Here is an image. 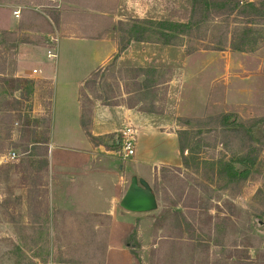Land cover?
<instances>
[{"label":"rangeland","instance_id":"obj_1","mask_svg":"<svg viewBox=\"0 0 264 264\" xmlns=\"http://www.w3.org/2000/svg\"><path fill=\"white\" fill-rule=\"evenodd\" d=\"M161 5V23L191 21V0H161ZM257 9L250 6L248 16H259L261 8ZM233 15L239 14L212 16L197 27L190 26L186 32L177 34L171 40V44L178 46L174 54L148 46L145 50L148 60H144L143 68L130 66L127 53L120 60L116 54L85 83L81 100L86 106L90 105L89 94L110 104L124 101L142 111H154L156 114L150 116L157 117L166 129L187 132L182 140L190 150L189 168L182 164L162 166L149 183L158 207L139 214L123 239L130 254L127 264H264V82L250 83L256 90L246 89L241 96L233 95V83L224 81L212 82L210 91L204 88L202 91L210 83L202 82L200 69L192 72L185 59L200 49L218 48V40L227 33L233 37L236 29L243 28L240 24L232 25L237 20ZM158 29L149 27L144 33L146 41L168 44L153 33ZM16 38L0 35V264L102 260L95 255L104 254L106 233L93 234L89 225L92 220L71 216L76 211L58 217L56 211L48 209L46 187L40 176L47 168L50 84L32 78L37 75L32 70L30 78L15 75L17 47L23 41V37L20 42ZM136 73L143 75L139 80H145L138 92L132 83ZM15 78L33 82L22 80L20 88L13 90L8 80ZM168 79L170 82L165 84ZM185 94L188 96L184 101ZM223 113H227L228 121L220 126ZM254 124L249 135L247 130ZM62 128L56 120L54 143L69 141L70 131L64 133ZM110 138L113 139L103 137L104 143L111 145ZM114 138L121 142L120 134ZM251 147L255 151L250 154L257 155L259 166L253 168L246 180H210L212 173L204 163L239 157L249 153ZM10 152H15L16 157L6 161L5 156ZM132 158L129 156L116 165L123 163L128 181L132 176L128 175L133 168ZM192 162L198 165V172ZM141 172L148 178L150 167L142 166ZM74 194L70 190L71 198ZM58 222L70 224L58 225Z\"/></svg>","mask_w":264,"mask_h":264},{"label":"crops","instance_id":"obj_2","mask_svg":"<svg viewBox=\"0 0 264 264\" xmlns=\"http://www.w3.org/2000/svg\"><path fill=\"white\" fill-rule=\"evenodd\" d=\"M240 1L254 10L259 7L262 12L260 10L259 16L233 15L237 20L232 21V25L243 26L236 29L233 37L227 33L218 40V48L200 49L185 57L191 71L200 69L201 81L210 83L204 85L202 91L203 88L210 91L212 82L224 81L233 83V95L241 96L246 89L249 92L256 90L250 83L264 82V5L262 0ZM14 11H19L18 16ZM161 14V0H0V33L23 37L17 47L15 75L30 78L29 72L36 70L37 75L32 78L49 83L52 89L45 156L47 168L40 176L46 187L48 209L56 211L58 217L76 211L70 213L71 216L92 220L89 225L93 234L106 233L104 254L95 255L102 260L93 262L82 258L73 263L50 264H113L114 260L115 264H127L130 254L123 239L139 214L145 213L127 211L119 205L129 184L123 163L116 166L118 161L125 159L121 147L108 148L104 143L92 141L84 125L88 126L92 137L112 136L109 141L115 140L117 144L121 142L114 136H119L126 126L135 127L133 168L128 175L147 179L148 183L154 180L160 167H180L182 164L177 133L170 127L164 128L157 117L150 116L156 114L154 111H142L124 101L110 104L93 99L90 94L89 106L81 100L87 79L116 54L120 60L127 53L129 65L138 66L136 68H143L144 60H148L145 53L148 46L174 54L177 45L146 41L145 32L138 28L132 32V26L138 24L135 21H160ZM49 49L56 58L47 57ZM172 58L169 57L171 65ZM140 76L143 75L136 73L132 78L137 92L145 84L144 79L139 80ZM168 82L169 79L165 84ZM204 95L200 94V97ZM187 96L185 94L184 101ZM56 120L66 131L64 133L70 131L67 133L69 141L53 142ZM144 165L150 167L148 178L141 172ZM70 190L75 192L72 198ZM76 223L83 225L73 221Z\"/></svg>","mask_w":264,"mask_h":264},{"label":"trees","instance_id":"obj_3","mask_svg":"<svg viewBox=\"0 0 264 264\" xmlns=\"http://www.w3.org/2000/svg\"><path fill=\"white\" fill-rule=\"evenodd\" d=\"M191 3H192L191 5L192 17L189 23H179V22L161 23V21L155 23L154 21L147 20V19L142 20V21L138 20L135 22H137L139 25L135 23V25L132 26V28H134L132 29V31H136V29L138 28V29L143 30L144 32H148L149 27L153 29L154 27L157 29L159 28L158 31L154 30L153 33L157 36H160L161 37L160 40H163L164 43H168V42H171L173 38H176L177 34H182L186 32L190 28V26L197 27L203 21L208 20L212 16H222L226 14L230 16L233 13H236L237 15L242 14V13H247L250 7L249 4H245L240 0H191ZM0 35H12V34L8 32H1ZM17 38L16 39L20 42L21 37H17ZM230 45L233 48V45L232 44ZM22 80H24L27 83H31V84L33 82V80H29V79L15 78V79L8 80V84L9 86L11 85L13 90H17L20 88L19 84ZM13 83H17V84H13ZM48 91H49L48 92L49 100L51 104V94H52L51 87H49ZM8 103L9 102H6V104ZM227 121H228V115L227 113H223L220 116V121H219L220 126H225ZM185 122H188V121H185ZM254 126L255 124L252 125L247 130L249 135H252L254 131L253 129ZM84 128L86 129L87 135L90 137L92 141L104 143L103 137H98V138L92 137L90 135L88 126L84 125ZM182 135H187V132L185 130H180L177 132L179 157L181 159L182 165L185 168H189L188 152H190V150L188 146L185 144V142L182 140ZM107 144L105 145L106 147L109 146L108 148L117 149L120 147V143L117 144L115 140L112 141L111 145H107ZM252 151H255L254 147L250 148V150L248 151L249 153H245L244 155H241L236 158H231L227 160L219 159L215 161H209L210 163H204L205 165L204 167L207 168L208 171H211L212 173V177L210 178V180H213V178L214 179L217 178V180H225L227 182H241V181L246 180L251 174V171L253 170V168H257L259 166L257 155L252 156L250 154ZM192 164H193V168L198 172L199 171L198 165L194 162H192ZM207 164L209 166H207ZM238 166H240V168H238ZM156 173H157V170H156ZM31 264H34V263L31 262Z\"/></svg>","mask_w":264,"mask_h":264},{"label":"water","instance_id":"obj_4","mask_svg":"<svg viewBox=\"0 0 264 264\" xmlns=\"http://www.w3.org/2000/svg\"><path fill=\"white\" fill-rule=\"evenodd\" d=\"M120 207L131 212H149L158 207L153 188L141 177L132 175L128 187L122 196ZM257 223H262L257 221Z\"/></svg>","mask_w":264,"mask_h":264},{"label":"built area","instance_id":"obj_5","mask_svg":"<svg viewBox=\"0 0 264 264\" xmlns=\"http://www.w3.org/2000/svg\"><path fill=\"white\" fill-rule=\"evenodd\" d=\"M19 11H14V15L18 16ZM52 49H49L47 51V57L48 58H56V54L51 51ZM36 70H33V73H36ZM121 135V154L124 158H127L129 156H133L135 153V144H136V129L133 126H126L120 131ZM16 154L15 152L8 153L7 156H5V160H13L15 159Z\"/></svg>","mask_w":264,"mask_h":264}]
</instances>
